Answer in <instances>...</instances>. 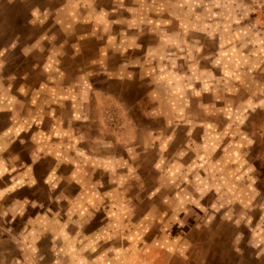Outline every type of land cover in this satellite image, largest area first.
I'll return each mask as SVG.
<instances>
[{"label": "rangeland", "instance_id": "1", "mask_svg": "<svg viewBox=\"0 0 264 264\" xmlns=\"http://www.w3.org/2000/svg\"><path fill=\"white\" fill-rule=\"evenodd\" d=\"M80 1L0 0V126L37 116V264L61 226L95 264H264V0ZM226 35L244 63L222 73Z\"/></svg>", "mask_w": 264, "mask_h": 264}, {"label": "crops", "instance_id": "2", "mask_svg": "<svg viewBox=\"0 0 264 264\" xmlns=\"http://www.w3.org/2000/svg\"><path fill=\"white\" fill-rule=\"evenodd\" d=\"M92 2H94V0H83L82 3L78 4V7L84 4L88 5ZM81 21L85 20L81 19ZM229 37V35H226V38L222 37L221 39L222 49L220 53L223 59L221 65L222 73H226L230 70V59L234 60L237 58V64H239L238 70L242 63H244L243 59H241V47H239L240 49H238V52L235 51L229 44ZM241 37L245 36L241 35ZM238 39L240 42H245V38ZM224 62H227V66ZM254 64L255 62L251 66V68H257L254 73L264 74V65L256 64L254 66ZM7 92L8 88L2 89L0 87V100L3 99V101H5L4 99H7ZM11 106L5 103V106L0 108V111L6 112L7 110L13 109ZM36 117L37 116H32L30 114L28 117L17 115V112L13 111L6 114L8 123L0 126V220L3 221V223H9V226L0 223V264H37L40 259L38 253V240L40 235L46 231V228L34 224L36 222L34 218L38 216L37 213L28 214L27 212L29 208L27 202L37 199L30 195H20L18 192L23 188L27 189V187L32 189L35 187L36 183L38 184L41 181V179L37 178L36 174L38 154L36 141L37 131L31 129L33 123H36ZM26 123L28 127H25ZM25 132L29 134V137L24 138L28 140L29 144L33 143V147L31 146L29 148L27 152L28 155L26 154L27 160L24 161L19 159L18 155H14V153H17V150L12 146L10 147V143L13 142V140L9 141V138H14L15 141L18 136L22 137ZM19 140L21 141L20 138ZM49 180L52 181V178L47 177L42 182L47 184L50 183ZM33 195H35V193ZM6 217H8L7 221L3 219ZM21 217L26 218L23 220L25 226L16 228V226H14L16 220ZM52 233L53 239L49 243V249L52 254L53 260L51 262L53 264H59L61 261H65L66 264H80L81 260H84V262H86L85 264H95L98 261L97 258L85 256L83 252L85 247L81 248L82 245L79 244L78 241L76 242L71 239L73 235H68L69 231L66 230L65 226L59 227L57 231ZM4 244L11 245L20 255L12 256L11 254H6L8 253V248L5 247ZM62 257L63 259L65 258V260H63Z\"/></svg>", "mask_w": 264, "mask_h": 264}]
</instances>
